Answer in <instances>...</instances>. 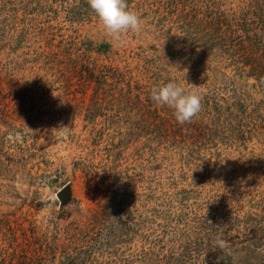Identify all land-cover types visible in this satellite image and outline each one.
Wrapping results in <instances>:
<instances>
[{
    "label": "rangeland",
    "instance_id": "1",
    "mask_svg": "<svg viewBox=\"0 0 264 264\" xmlns=\"http://www.w3.org/2000/svg\"><path fill=\"white\" fill-rule=\"evenodd\" d=\"M127 2L0 0V264H264V0Z\"/></svg>",
    "mask_w": 264,
    "mask_h": 264
},
{
    "label": "clouds",
    "instance_id": "2",
    "mask_svg": "<svg viewBox=\"0 0 264 264\" xmlns=\"http://www.w3.org/2000/svg\"><path fill=\"white\" fill-rule=\"evenodd\" d=\"M89 7L102 23L106 34L119 40L122 34L142 31V20L138 13L128 7L127 0H87ZM198 87V86H197ZM151 100L157 108L173 109L178 123L191 122L202 110V97L195 91H188L175 80L151 89ZM214 249L224 250L227 242L217 237Z\"/></svg>",
    "mask_w": 264,
    "mask_h": 264
},
{
    "label": "water",
    "instance_id": "3",
    "mask_svg": "<svg viewBox=\"0 0 264 264\" xmlns=\"http://www.w3.org/2000/svg\"><path fill=\"white\" fill-rule=\"evenodd\" d=\"M57 196L59 197V198H63V194L59 191V192H57Z\"/></svg>",
    "mask_w": 264,
    "mask_h": 264
}]
</instances>
